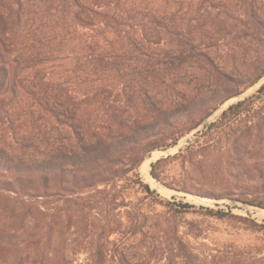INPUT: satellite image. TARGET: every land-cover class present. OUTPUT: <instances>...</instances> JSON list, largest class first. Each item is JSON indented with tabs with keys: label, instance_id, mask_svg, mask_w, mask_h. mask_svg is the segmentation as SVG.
Returning a JSON list of instances; mask_svg holds the SVG:
<instances>
[{
	"label": "trees",
	"instance_id": "trees-1",
	"mask_svg": "<svg viewBox=\"0 0 264 264\" xmlns=\"http://www.w3.org/2000/svg\"><path fill=\"white\" fill-rule=\"evenodd\" d=\"M252 49L264 51V0H0V173L10 175L0 176V200L25 202V215L36 220L26 238L19 230L11 234L22 249L18 262L39 245L38 225L47 211H55L57 221L66 218L62 231L94 237L92 223L82 230L72 224L76 213L96 215L85 195H107L108 206L118 209L117 194L132 185L174 217L247 222L231 212L163 200L143 183L139 169L148 155L176 147L264 79V56L237 77L233 64ZM263 101L264 85L205 126L196 142L233 134ZM181 157L157 161L150 176L171 189L162 171ZM246 203L264 209L260 202ZM125 216L126 241L140 243L115 256L119 264H160L167 254L166 264H193L181 241L164 242L158 226L147 227L153 217L131 207ZM251 225L264 236V225ZM99 231L86 264H106L110 251L103 237L121 233L114 221ZM4 234L0 224V245ZM260 253L239 250L224 261L264 264ZM45 257L49 263L42 253L27 261L50 264L49 252ZM58 264L75 262L62 253ZM209 264L220 263L210 257Z\"/></svg>",
	"mask_w": 264,
	"mask_h": 264
},
{
	"label": "rangeland",
	"instance_id": "rangeland-1",
	"mask_svg": "<svg viewBox=\"0 0 264 264\" xmlns=\"http://www.w3.org/2000/svg\"><path fill=\"white\" fill-rule=\"evenodd\" d=\"M263 56L264 51L257 53L254 49L249 51L242 60L238 61L239 63L233 64L237 69V77L244 78L255 67V62ZM263 85L264 79L243 95L221 106L198 130L182 138L177 146L170 149L167 154L155 152L151 158L148 159L149 155L146 157L147 161H150L149 168H151L161 159L176 155L183 156L164 166L162 171V179L171 189L156 182L150 176L151 169H149L151 181L146 182L141 175V169H139L143 183L147 184L163 200L189 204L196 208L231 212L232 215L245 219L247 222L219 221L194 214L174 217L172 213L167 214L165 208L151 204L146 194L138 186L132 185L117 194L120 206L118 209L108 206L107 195L95 194L91 197L88 194L85 195V198L88 197L93 201L96 215L87 212L76 213L72 216V224L74 228L78 227L79 230H82L92 223L96 226V233L93 231L94 237L88 233L75 236L73 232L62 231L66 218L63 217L57 221L53 217L55 211H47V217L43 218L38 225L40 227L39 245L24 252L22 258L24 262L20 263L17 259L22 249L15 246L16 240L12 238L11 234L14 230H19L17 235L26 238L33 233L32 229L34 224L36 226V220L34 223L33 217L29 219L25 215L24 209L27 206L25 202L16 203L10 199V203L6 199H1L0 209L3 214L0 217V224L5 233V239L0 245V264H28L27 258L33 257L34 253L44 254V260H46L47 252L52 258L50 264H58L59 256L62 253L69 255L75 264H86L87 254L96 251L95 244L99 240L97 238L98 229L101 232V228L111 221L115 222L121 233L103 237L102 241L103 243L108 242V251H110L107 253L106 264H119L115 256L121 253L127 254L125 250L127 245L137 247L140 243L138 238L129 242L125 239L128 228L125 213L128 207H131V210L133 208V212H137V214L153 217L152 220L146 222V225L147 227L153 226V228L158 226L157 228L164 232V242L169 241L171 244L174 238L181 241L185 250L193 256V264H209L210 257L216 258L217 263L230 264L225 263L224 259H232L239 250L250 255H254L253 253L260 250L258 258L264 259V236L252 231L251 225V222L264 225V209L254 208L246 203L256 201L264 205V101L258 102L254 106V110L249 115L246 114L234 126L233 134L213 136L196 142L197 133L202 132L205 126L217 121L222 112L232 104H238L254 96ZM0 176L10 179L8 174L0 173ZM102 200L104 201L102 202ZM50 201L52 202V200ZM123 203L130 206L123 207ZM61 206L62 204H59L60 210L64 211L66 208ZM113 209H117L116 212ZM67 213L65 214L67 215ZM70 213L73 214V211H70L68 216ZM157 214L160 215V218H154ZM48 223L52 226L50 229L45 228ZM56 224L58 227H55ZM49 230L52 231L49 232ZM72 240H78L77 244H80L69 243ZM11 243L12 245H10ZM169 256L167 254L163 258L169 259ZM38 259H41V256ZM164 259L160 264H166ZM158 260H162V257H159ZM47 263H49L48 259Z\"/></svg>",
	"mask_w": 264,
	"mask_h": 264
},
{
	"label": "bare ground",
	"instance_id": "bare-ground-1",
	"mask_svg": "<svg viewBox=\"0 0 264 264\" xmlns=\"http://www.w3.org/2000/svg\"><path fill=\"white\" fill-rule=\"evenodd\" d=\"M160 154H162V153H160ZM149 164H150V161H146L145 163H144V165H142V167L140 168L141 170H140V172H141V175H142V177H143V179L146 181V182H148V181H151L150 180V176H149Z\"/></svg>",
	"mask_w": 264,
	"mask_h": 264
},
{
	"label": "water",
	"instance_id": "water-1",
	"mask_svg": "<svg viewBox=\"0 0 264 264\" xmlns=\"http://www.w3.org/2000/svg\"><path fill=\"white\" fill-rule=\"evenodd\" d=\"M232 105H235V104H232ZM232 105H231V106H232ZM229 107H230V106H229ZM229 107H228V108H229ZM228 108H227V109H228ZM227 109H226V110H227ZM226 110H224V111H226ZM224 111H223V112H224ZM223 112H222V113H223ZM168 152H169V150H168V151H165V152H161V153H163V154H167ZM153 154H154V153H151V154L148 156V159L151 158ZM148 159H146V160L143 162L142 165H144V163H145ZM150 169H151V168H150Z\"/></svg>",
	"mask_w": 264,
	"mask_h": 264
}]
</instances>
